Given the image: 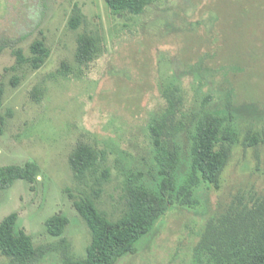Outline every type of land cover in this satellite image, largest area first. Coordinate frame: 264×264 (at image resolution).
<instances>
[{"label": "rangeland", "instance_id": "obj_1", "mask_svg": "<svg viewBox=\"0 0 264 264\" xmlns=\"http://www.w3.org/2000/svg\"><path fill=\"white\" fill-rule=\"evenodd\" d=\"M75 2L86 22L71 31L70 0H0V167L35 162L40 168L33 184L15 181L0 190V221L18 214L16 230H24L35 246L48 248L38 264H59L62 238L70 254L84 257L90 236L70 198L78 192L69 153L78 142L105 152L111 176L98 207L117 217L126 174L141 172L154 186L147 125L164 103L161 90L173 83L180 87L189 115L205 102L220 114H230L240 142L232 149L218 190L201 183L196 206L171 207L136 243L135 253L115 264H188L190 248L209 214L238 192L264 194V145L260 164L242 147L248 128L264 133V0H157L142 15L120 22L103 0ZM84 31L99 36L102 51L92 64L80 67L76 38ZM39 37L50 50L44 64L37 70H9L15 64L13 49L28 54ZM14 75L19 77L15 87ZM35 87L42 91L40 102L30 96ZM186 121L189 126L188 117ZM179 140L182 178L189 133ZM55 214L68 218L60 237L50 236L45 227ZM6 263L0 256V264Z\"/></svg>", "mask_w": 264, "mask_h": 264}, {"label": "trees", "instance_id": "obj_2", "mask_svg": "<svg viewBox=\"0 0 264 264\" xmlns=\"http://www.w3.org/2000/svg\"><path fill=\"white\" fill-rule=\"evenodd\" d=\"M72 2L68 28L77 30L86 22L85 15ZM110 14L118 20L142 15L157 0H103ZM120 22V20H119ZM99 36L84 31L77 35L75 62L80 67L92 64L101 53ZM4 45L0 43V53ZM50 50L44 37L34 39L29 53L13 49L17 71L23 66L39 69L49 57ZM8 70V69H7ZM19 77L14 75L11 86ZM0 82V106L3 97ZM164 100L159 111L152 116L147 128L152 156L156 167L154 186L143 180V173L126 174L122 187L123 206L112 218L98 207L111 172L106 166L105 152L90 144L78 142L68 155V167L78 196L70 195L73 207L89 232L85 255L76 258L70 254V245L61 239L62 252L59 264H115L125 255L135 253L136 243L149 234L159 219L177 205L192 208L198 204L195 193L201 183L218 190L233 147L240 142L231 115L216 112L207 103L199 110H185L184 97L177 84H167L161 90ZM42 91L35 87L30 96L40 102ZM11 116V112L8 113ZM190 119L187 125L186 118ZM4 119H0V129ZM1 132V130H0ZM189 133V160L187 171L179 178L182 161V144L179 136ZM264 133L248 128L242 147L250 149L258 164L262 163L261 147ZM40 168L35 162L23 166L0 167V189L5 190L15 181L33 184ZM18 214L12 212L0 221V256L6 264H38L48 248L35 246L24 230H16ZM68 218L55 214L45 221L50 236L60 237ZM197 239L190 248L188 264H264V194L254 189L238 192L229 202L221 205L204 220Z\"/></svg>", "mask_w": 264, "mask_h": 264}, {"label": "flooded vegetation", "instance_id": "obj_3", "mask_svg": "<svg viewBox=\"0 0 264 264\" xmlns=\"http://www.w3.org/2000/svg\"><path fill=\"white\" fill-rule=\"evenodd\" d=\"M31 44V43H30ZM1 190V189H0Z\"/></svg>", "mask_w": 264, "mask_h": 264}]
</instances>
